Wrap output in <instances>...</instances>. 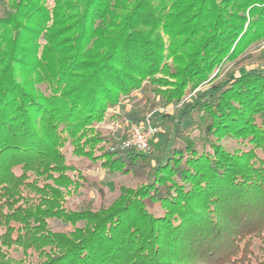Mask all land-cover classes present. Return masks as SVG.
<instances>
[{
  "label": "trees",
  "instance_id": "obj_1",
  "mask_svg": "<svg viewBox=\"0 0 264 264\" xmlns=\"http://www.w3.org/2000/svg\"><path fill=\"white\" fill-rule=\"evenodd\" d=\"M46 2L0 18V264H264V68L221 78L264 40V0ZM135 91L138 123L156 98L192 95L177 118L150 116L162 156L88 136ZM65 134L81 162L140 185L108 208H67L104 190L71 175Z\"/></svg>",
  "mask_w": 264,
  "mask_h": 264
},
{
  "label": "rangeland",
  "instance_id": "obj_2",
  "mask_svg": "<svg viewBox=\"0 0 264 264\" xmlns=\"http://www.w3.org/2000/svg\"><path fill=\"white\" fill-rule=\"evenodd\" d=\"M17 0H0V18H7L10 16L14 9V4ZM47 5L52 8L54 7V0H47ZM43 44V41H41ZM171 64V60L169 61ZM262 67L264 68V40L255 43L250 47V49L243 56L242 60L239 62H228L224 65L221 78L229 76L230 74L239 75V73L244 69L249 71L253 68ZM241 70V71H240ZM29 76H26V79H29ZM211 85H206L202 87V90L209 88ZM35 88L38 90L45 89L42 84H35ZM144 94L142 91H135L130 96L124 97L118 103L116 107L109 109L104 116V118L97 124L94 128H90L88 132L89 138L94 136L96 132L102 133L108 139L112 141L110 145L111 149H125L130 148L125 145L127 137V128L125 127L126 122L132 121L135 122L132 118L129 117V114L137 113L143 102H140ZM192 95L187 96L184 100L178 105H168L164 106L162 101L159 98L155 99L156 108L152 112L147 111L143 116H155L158 112H165L170 116H175L180 114V109L184 101H189ZM175 118V121H176ZM188 120L186 121V123ZM92 132V133H91ZM165 129L160 126V135L164 134ZM66 138V143L61 148V151L65 154L66 160L68 163L73 162L75 164L76 170L71 173L72 176H77L78 173H82L84 176H88L97 181L98 186H101L104 190V194L100 195L96 189H91V191H83L79 189L78 192L72 193L65 196L66 206L69 209H76L82 206L92 205V207L98 210L101 205L108 208L114 204L119 195L120 187H126L130 190L137 188L141 182H139L134 176H128L119 173H109L103 166L102 161L98 162H81V158L73 153L74 141L72 137L68 134L64 135ZM154 138V137H153ZM152 138V139H153ZM223 145L228 149L238 148L237 143L224 140ZM102 144H99L97 148L101 147ZM109 146V145H108ZM112 146H114L112 148ZM161 148V147H160ZM166 151L162 149L160 152L155 147L151 145L150 150L145 153L147 155L162 156ZM158 210V209H157ZM160 213V210L157 211ZM52 229L54 231H65L68 232L72 229V226L65 224L60 221H53L51 223Z\"/></svg>",
  "mask_w": 264,
  "mask_h": 264
},
{
  "label": "built area",
  "instance_id": "obj_3",
  "mask_svg": "<svg viewBox=\"0 0 264 264\" xmlns=\"http://www.w3.org/2000/svg\"><path fill=\"white\" fill-rule=\"evenodd\" d=\"M150 116H146L143 122L128 121L125 124L127 128V137L125 145L139 152L147 153L150 150V142L159 131L160 127L155 126L150 121Z\"/></svg>",
  "mask_w": 264,
  "mask_h": 264
}]
</instances>
